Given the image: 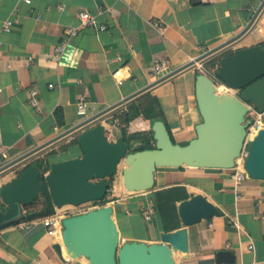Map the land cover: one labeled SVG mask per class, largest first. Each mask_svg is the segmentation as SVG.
<instances>
[{
	"label": "crops",
	"instance_id": "obj_1",
	"mask_svg": "<svg viewBox=\"0 0 264 264\" xmlns=\"http://www.w3.org/2000/svg\"><path fill=\"white\" fill-rule=\"evenodd\" d=\"M262 1L31 0L28 4L0 0V136L5 163L152 85L157 81L151 74L155 59L169 61L174 71L230 41L246 28ZM81 11L94 15L106 30L80 29L68 40L65 52L55 57L66 30L79 25ZM7 20L14 21L10 33L2 31ZM259 26L260 33L252 32L230 50L264 44L260 39L264 16ZM119 69L124 76L120 84L112 76ZM199 73V67L187 70L135 101L148 95L159 99L163 121L177 144L187 145L195 139L196 126L203 121L196 99ZM33 89L37 107L30 101ZM83 98L91 103L85 118L77 113ZM126 108L104 121L111 141L122 138L111 120ZM151 125L143 118L129 124V135L147 134V140L130 143L131 151L156 145ZM76 139L66 138L0 177V189L33 163L42 162L46 175L51 165L81 157ZM232 174V170L220 169L159 168L153 189L141 193L127 192L118 174L116 193H108L106 199L114 207L121 242L151 245L161 243L163 234L179 232L173 264H219L220 251L232 252L235 264H264V181L249 178L236 186ZM197 195L213 203L220 215L187 227L179 206ZM35 202L22 208L24 216L44 209L42 202ZM150 205L156 214L146 220L143 212ZM0 207H8L1 197ZM43 218L14 220L0 227V264H85L68 256L63 229L48 235ZM57 244L65 250V259L55 250ZM251 244L254 249L249 248Z\"/></svg>",
	"mask_w": 264,
	"mask_h": 264
},
{
	"label": "water",
	"instance_id": "obj_2",
	"mask_svg": "<svg viewBox=\"0 0 264 264\" xmlns=\"http://www.w3.org/2000/svg\"><path fill=\"white\" fill-rule=\"evenodd\" d=\"M263 16L264 0L246 28L230 41L210 49L182 68L79 122L2 167L0 177L66 138L78 136L81 157L51 165L44 182L41 181V169L32 165L0 189V197L8 206L5 211L0 210V227L16 220L24 206L33 204L39 196L46 197L47 193L57 209L106 199L111 180L119 174L122 161L126 162L127 167L122 171L121 185L129 193L152 190L159 168L234 169L252 123L247 104L252 103L260 112H264L263 44L239 49L233 54L224 55L220 60L217 78L229 88L238 90L239 96L220 94L213 78L203 72L197 75L196 99L203 121L196 126V138L187 145L175 143L165 122L157 120L151 125L155 148L132 152L123 138L116 141L109 139L104 121L111 114L147 95L157 85L225 54L249 36ZM248 150L245 171L250 179L264 181V127L250 139ZM114 215V207L106 204L63 219L68 256L72 259L84 257L86 264H173V247L177 246L179 232L163 234L161 243L151 245L137 241L122 243ZM179 215L183 224L189 227L204 219L219 216L220 211L205 197L197 195L180 204ZM55 250L65 259L62 246L55 245ZM217 262L235 264L236 258L230 251H220Z\"/></svg>",
	"mask_w": 264,
	"mask_h": 264
},
{
	"label": "built area",
	"instance_id": "obj_3",
	"mask_svg": "<svg viewBox=\"0 0 264 264\" xmlns=\"http://www.w3.org/2000/svg\"><path fill=\"white\" fill-rule=\"evenodd\" d=\"M24 1H25V3H28V4L31 3V0H24ZM77 17L79 20V25L77 27H69L66 30L65 39L63 40V42L60 45H58L55 48V51H54L55 57H60L65 52V48H66L68 40L72 37L77 36L80 29L91 27V28H96L99 31H105L107 28L105 25L99 24L96 17L87 11L79 12ZM13 26H14V21L13 20H7L3 24L2 31L4 33H10L13 29ZM261 30H262V28H260V26L258 24L254 31L260 33ZM261 34L262 35H260V39L263 40L264 39V33H261ZM262 42H264V41H262ZM117 60L121 61V57H117ZM171 72H172V69H171V65H170L169 61L160 60V59H155L153 61L151 74L156 80H159L162 77H165L166 75L170 74ZM208 75L214 79L218 89L221 87H225V94L232 93V94L239 96V91L234 90L232 88H229L228 86H226L225 84L220 82L219 79L217 78V74H216V76H212L211 74L208 73ZM112 76L118 84L122 83V81L124 80V76L122 74V69L115 71L112 74ZM36 95H37V91L33 89L31 91V100L30 101H31V105L34 107L38 106V100H37ZM247 106L249 109V119L252 121V123H251L250 127L248 128L249 136L246 139V143H245V146L242 150V153H241L240 157L236 160L235 168L232 169V171H233L232 178H233L236 186L242 185L243 182H245L247 179H249V176H248V174L244 168L245 161L249 157V150H248L249 141H250V139L253 138V137H251V135H254V136L257 135V133L264 127V112H260L256 108V106L252 103H248ZM90 110H91V103L84 98L81 99L80 102L78 103V111H77L78 115L81 118H85L89 115ZM5 157H6V149H5L3 139L0 136V169L6 165ZM126 167H127L126 162L122 161L120 164V168H119V173L121 176H122V171ZM116 190H117L116 187L111 185L109 193L114 194V193H116ZM106 204H103L101 201H96V202L87 203V204H84L81 206H70L67 209L61 208V209H58L57 211H55V213L53 215L44 217L41 221H42V224L44 225V227L47 229L48 235L55 236L60 229H63L62 221L66 217L80 215V214L86 213L90 210L102 207ZM155 214H156V209H155L154 205H150L143 212V216L145 217L146 220H152L153 217L155 216ZM236 225H238V224L236 223ZM249 248L254 249V245L251 244L249 246Z\"/></svg>",
	"mask_w": 264,
	"mask_h": 264
},
{
	"label": "trees",
	"instance_id": "obj_4",
	"mask_svg": "<svg viewBox=\"0 0 264 264\" xmlns=\"http://www.w3.org/2000/svg\"><path fill=\"white\" fill-rule=\"evenodd\" d=\"M138 118H143L151 122H154L157 120H163V110H162V106H161L159 99L151 95H148L144 97L143 99L128 105L125 110L114 115L113 119L111 120V123L119 128L121 137L129 145L132 141L147 140V134H144V133L133 134V135L128 134L127 127L129 126L131 122L135 121ZM150 135H153L152 130L150 131ZM76 142H78V139H76ZM154 148L155 146L153 147V146L148 145L147 147H140L139 149H135L132 152H138V151H142L146 149H154ZM32 165H37L41 169V181L44 182V176H45L46 170H44L42 168V165L38 164V162L33 163L30 166ZM39 201L42 202L44 205V209L42 211L40 212L28 211L26 216L21 214L20 217L16 219V222L17 223L31 222L35 219L50 216L55 213L54 203L49 193H47L46 197L39 196L36 202H39ZM101 202L105 204L106 199L102 200ZM26 207L28 206H25V208ZM5 209L6 208L0 207V210L2 211H5Z\"/></svg>",
	"mask_w": 264,
	"mask_h": 264
},
{
	"label": "rangeland",
	"instance_id": "obj_5",
	"mask_svg": "<svg viewBox=\"0 0 264 264\" xmlns=\"http://www.w3.org/2000/svg\"><path fill=\"white\" fill-rule=\"evenodd\" d=\"M234 52H235L234 50H230V51L226 52L225 54L228 55V54H231V53H234ZM225 54H223V55H221V56H217L216 58L214 57V58H212V59L206 61V62L203 63V64H199L198 67H199L200 71L203 72V73H205V74H207V75H208V73H209V74H211L212 76H216V74H217V70H218V66H219V64H220V60H221V58H222ZM109 133H110V132H109ZM110 134H111V133H110ZM110 136H111V139H112V140H115V139H116V136H113V135H110ZM38 164L42 165V162H38ZM119 174H120V173H119ZM14 175H17V173L15 172ZM111 181H112V183H111L112 186L117 185V181L115 180V178H113ZM111 194H112V193H111ZM106 203H108L107 199H106L105 204H106ZM5 210H6V209H5Z\"/></svg>",
	"mask_w": 264,
	"mask_h": 264
},
{
	"label": "bare ground",
	"instance_id": "obj_6",
	"mask_svg": "<svg viewBox=\"0 0 264 264\" xmlns=\"http://www.w3.org/2000/svg\"><path fill=\"white\" fill-rule=\"evenodd\" d=\"M218 92L220 93V94H225V87H221V88H219L218 89ZM251 137H254V135H251ZM70 206H66V207H64V209H67V208H69ZM64 252H65V250H64ZM65 254H66V252H65ZM67 256V255H66ZM83 261H85V264L87 263V260L83 257V258H81Z\"/></svg>",
	"mask_w": 264,
	"mask_h": 264
}]
</instances>
